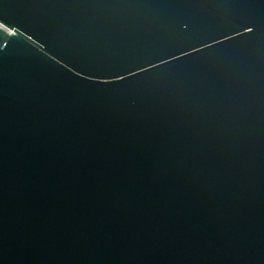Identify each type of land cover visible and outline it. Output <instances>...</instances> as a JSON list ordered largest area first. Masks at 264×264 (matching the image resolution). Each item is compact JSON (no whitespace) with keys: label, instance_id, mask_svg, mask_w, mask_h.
<instances>
[{"label":"water","instance_id":"water-1","mask_svg":"<svg viewBox=\"0 0 264 264\" xmlns=\"http://www.w3.org/2000/svg\"><path fill=\"white\" fill-rule=\"evenodd\" d=\"M0 264H264V0H0Z\"/></svg>","mask_w":264,"mask_h":264}]
</instances>
